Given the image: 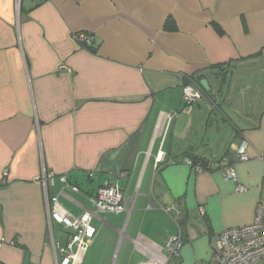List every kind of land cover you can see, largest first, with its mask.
<instances>
[{
	"label": "crops",
	"instance_id": "1",
	"mask_svg": "<svg viewBox=\"0 0 264 264\" xmlns=\"http://www.w3.org/2000/svg\"><path fill=\"white\" fill-rule=\"evenodd\" d=\"M191 76L211 92L183 111ZM244 137L251 159L235 168L247 191L191 167L235 160ZM263 150L264 0H0L1 264L61 260L42 179L51 173L49 192L70 213H96L81 264H115L125 245L130 264L168 256L178 223L184 246L168 264H208L214 234L254 220ZM107 182L133 199L129 216L88 200Z\"/></svg>",
	"mask_w": 264,
	"mask_h": 264
},
{
	"label": "built area",
	"instance_id": "2",
	"mask_svg": "<svg viewBox=\"0 0 264 264\" xmlns=\"http://www.w3.org/2000/svg\"><path fill=\"white\" fill-rule=\"evenodd\" d=\"M20 1L21 0H18V2ZM74 38L83 47L96 48L98 46L95 37L87 32L75 33ZM203 94V88L195 85V83L191 81L183 83L182 103L184 106L181 110L190 111L193 108V104L200 99ZM249 146L250 141L248 138L244 137L236 149L235 160H230L227 157L218 161L196 160L192 161L190 165L197 172H204L217 168L222 171L225 178L237 183V192H245L248 188L240 182L235 163L251 159V155L248 152ZM259 157L264 159V150ZM162 159V156L158 157V161H162ZM170 162L174 163L173 160ZM6 175L7 173L5 172L3 182L6 181ZM58 177L65 186L70 187L73 191H81L78 185L70 181L68 174H62ZM42 179L46 187V199L50 222L54 220L73 229L70 240L66 245L56 243L55 241L53 242L55 248L62 254V258L58 260L57 264H81L82 257L90 241L96 234V228L91 221L96 213L86 209L84 213L79 216L73 215L61 204L58 196L51 195L49 192L50 187L54 186L57 176L51 173L44 175ZM88 200L95 206L97 213L126 212L129 216L133 207V199L128 197L126 190L117 183L107 182L103 184L94 194L88 196ZM202 211L204 212L203 208ZM178 225L179 234L171 238L166 244L168 256L163 255L156 249L155 257L151 258L146 264H168L172 257L181 255L184 240L181 225L179 223ZM211 240L212 252L208 264H259L264 259V196L257 202L252 223L226 228L214 234ZM134 242L137 248L148 251V248L140 241V238L134 239ZM6 243H8V240L5 237L0 238V256L3 246ZM11 244H14V242H11Z\"/></svg>",
	"mask_w": 264,
	"mask_h": 264
},
{
	"label": "rangeland",
	"instance_id": "3",
	"mask_svg": "<svg viewBox=\"0 0 264 264\" xmlns=\"http://www.w3.org/2000/svg\"><path fill=\"white\" fill-rule=\"evenodd\" d=\"M61 203L65 208L76 211L74 205H72L71 203H67L64 201H62ZM53 229H54L53 236H55V239L59 241L61 240V243L63 245H66L67 242L70 240L71 234L73 233V229L70 227H66V225L60 224L56 221L53 222ZM127 242L128 239H126L125 244H127ZM132 258L133 257L131 254L126 253V245H125L124 247L121 248V251L119 252L118 255V259L116 260L115 264H130L131 262H133ZM84 264H87V261ZM260 264H264V259L260 262Z\"/></svg>",
	"mask_w": 264,
	"mask_h": 264
},
{
	"label": "trees",
	"instance_id": "4",
	"mask_svg": "<svg viewBox=\"0 0 264 264\" xmlns=\"http://www.w3.org/2000/svg\"><path fill=\"white\" fill-rule=\"evenodd\" d=\"M89 49L92 50V49H95V48L90 47ZM189 81H191V82L195 83V85L201 87V85H200L201 78L200 77L191 76ZM203 92H204V94H208L209 95L211 91H206L205 89H203ZM195 160H198V159H194V161Z\"/></svg>",
	"mask_w": 264,
	"mask_h": 264
},
{
	"label": "water",
	"instance_id": "5",
	"mask_svg": "<svg viewBox=\"0 0 264 264\" xmlns=\"http://www.w3.org/2000/svg\"><path fill=\"white\" fill-rule=\"evenodd\" d=\"M200 85L206 91H211V87L209 85V81L206 78L201 79Z\"/></svg>",
	"mask_w": 264,
	"mask_h": 264
}]
</instances>
